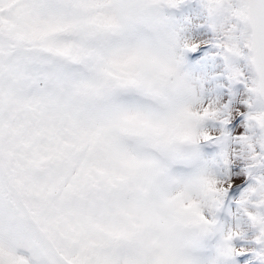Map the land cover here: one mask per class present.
<instances>
[{
	"label": "snow or ice",
	"instance_id": "1",
	"mask_svg": "<svg viewBox=\"0 0 264 264\" xmlns=\"http://www.w3.org/2000/svg\"><path fill=\"white\" fill-rule=\"evenodd\" d=\"M183 2L0 0V264H227L248 251L264 264L259 211L247 213L258 249L232 247L230 230L198 255L232 183L198 163L197 145L221 139L200 125L221 113L181 71L179 50L197 45L163 9ZM202 2L226 55L247 49L248 119L264 131V0ZM254 179L246 212L264 206Z\"/></svg>",
	"mask_w": 264,
	"mask_h": 264
},
{
	"label": "rangeland",
	"instance_id": "2",
	"mask_svg": "<svg viewBox=\"0 0 264 264\" xmlns=\"http://www.w3.org/2000/svg\"><path fill=\"white\" fill-rule=\"evenodd\" d=\"M163 14L169 18L180 41L188 40L197 45L194 51L179 50L181 71L192 81L197 98L204 104H214L221 113L219 119H207L200 125L203 130L221 139L197 145L198 163L206 166L225 185L232 183L220 207L209 213L215 217L218 231L205 240L198 255H214L222 234L230 230L239 232L231 241L232 247L258 249V228L251 223L247 213L259 211L264 214V206L256 209L249 205L246 212L239 203L246 189L255 183L254 178L264 175V160L251 166L254 154L264 157V131L248 119L254 108V105L250 106L252 98L249 92L254 72L247 59V49H243L241 56L226 55L219 46L225 37L218 27H213L216 22L209 18L202 0H184L175 8L165 7ZM244 30L245 26L238 24L236 35H241ZM234 68L240 71L236 78H232ZM224 120L227 123H223ZM243 137L248 138L247 142ZM227 264L259 262L254 253L248 251L230 258Z\"/></svg>",
	"mask_w": 264,
	"mask_h": 264
},
{
	"label": "clouds",
	"instance_id": "3",
	"mask_svg": "<svg viewBox=\"0 0 264 264\" xmlns=\"http://www.w3.org/2000/svg\"><path fill=\"white\" fill-rule=\"evenodd\" d=\"M219 31L223 32L222 27H218ZM229 57H232L231 55ZM264 122V112L258 114V123ZM205 134H208L207 132ZM238 251H244V249H238Z\"/></svg>",
	"mask_w": 264,
	"mask_h": 264
}]
</instances>
